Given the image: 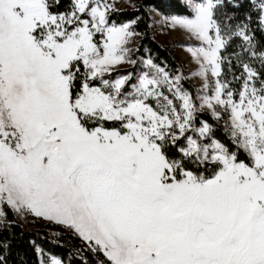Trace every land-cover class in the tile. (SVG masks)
<instances>
[{
    "label": "snow or ice",
    "instance_id": "snow-or-ice-1",
    "mask_svg": "<svg viewBox=\"0 0 264 264\" xmlns=\"http://www.w3.org/2000/svg\"><path fill=\"white\" fill-rule=\"evenodd\" d=\"M120 2L0 0V264H264V0Z\"/></svg>",
    "mask_w": 264,
    "mask_h": 264
},
{
    "label": "trees",
    "instance_id": "trees-1",
    "mask_svg": "<svg viewBox=\"0 0 264 264\" xmlns=\"http://www.w3.org/2000/svg\"><path fill=\"white\" fill-rule=\"evenodd\" d=\"M142 0H135V3H141ZM143 2L149 4L150 6L157 7L161 11L166 13L175 12V0H143ZM136 13L134 12L132 7H125V8H119L118 9V20H127L130 18H133ZM148 23L147 18H144L141 20L139 25V30L144 31L145 30V24ZM145 48H151L153 53L159 56L161 59H166L169 63H179L176 61L171 52V48L169 44H161L157 42L151 34V30L148 29V35L147 38L143 40ZM34 228L28 229L23 226H20L19 229H17V232L19 234L20 231L24 233V236L22 238L23 240H27L30 236L36 237V242L40 244L43 248H45L50 254L56 255L59 257H65L71 247L73 246V241H70L67 239L66 236L62 238V244L64 246H57L53 245L48 242L49 237H51V234L48 232V229H54L56 231H59L57 226L55 225H47L43 222H34ZM25 249L28 251L29 254V262L32 264L35 257L32 255L31 250L27 249V246L24 245Z\"/></svg>",
    "mask_w": 264,
    "mask_h": 264
},
{
    "label": "rangeland",
    "instance_id": "rangeland-1",
    "mask_svg": "<svg viewBox=\"0 0 264 264\" xmlns=\"http://www.w3.org/2000/svg\"><path fill=\"white\" fill-rule=\"evenodd\" d=\"M130 7L124 0H121L119 4H117V9ZM151 30V29H150ZM152 37L161 44H169L172 52L173 58L180 62L184 61V55L180 45L184 42V37L177 32H170L162 25H157L155 31L151 30ZM21 226L32 229L34 228L33 221L29 220L21 224ZM54 229H48V232L52 234Z\"/></svg>",
    "mask_w": 264,
    "mask_h": 264
}]
</instances>
